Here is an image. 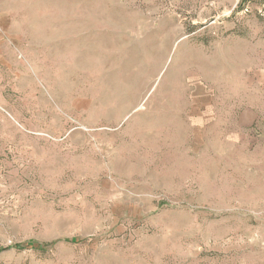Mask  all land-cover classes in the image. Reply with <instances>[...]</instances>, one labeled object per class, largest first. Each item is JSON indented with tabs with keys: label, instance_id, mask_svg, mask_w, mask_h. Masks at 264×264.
<instances>
[{
	"label": "rangeland",
	"instance_id": "rangeland-1",
	"mask_svg": "<svg viewBox=\"0 0 264 264\" xmlns=\"http://www.w3.org/2000/svg\"><path fill=\"white\" fill-rule=\"evenodd\" d=\"M258 99L263 0H0V264H264Z\"/></svg>",
	"mask_w": 264,
	"mask_h": 264
},
{
	"label": "crops",
	"instance_id": "crops-1",
	"mask_svg": "<svg viewBox=\"0 0 264 264\" xmlns=\"http://www.w3.org/2000/svg\"><path fill=\"white\" fill-rule=\"evenodd\" d=\"M260 96V95H259ZM259 96H256L259 97ZM261 97V96H260ZM237 131L242 133V131L246 130H256L262 131L264 133V105L261 100H255L249 106L244 107L239 111V115L237 116ZM246 142V140H245ZM246 143H241L244 145Z\"/></svg>",
	"mask_w": 264,
	"mask_h": 264
},
{
	"label": "trees",
	"instance_id": "trees-1",
	"mask_svg": "<svg viewBox=\"0 0 264 264\" xmlns=\"http://www.w3.org/2000/svg\"><path fill=\"white\" fill-rule=\"evenodd\" d=\"M263 2H264V0H263Z\"/></svg>",
	"mask_w": 264,
	"mask_h": 264
}]
</instances>
